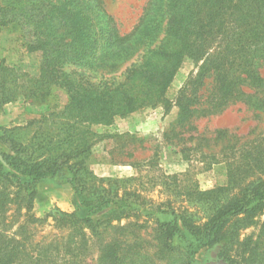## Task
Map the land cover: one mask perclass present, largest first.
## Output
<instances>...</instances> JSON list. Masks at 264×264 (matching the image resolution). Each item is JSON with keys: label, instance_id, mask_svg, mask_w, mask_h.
Instances as JSON below:
<instances>
[{"label": "rangeland", "instance_id": "rangeland-1", "mask_svg": "<svg viewBox=\"0 0 264 264\" xmlns=\"http://www.w3.org/2000/svg\"><path fill=\"white\" fill-rule=\"evenodd\" d=\"M222 1L221 17L224 19L216 22L214 35L209 40L202 36L186 37L185 46L179 48L182 60L175 58L179 63H175V73L165 90L164 103L141 108L109 123L77 122L69 118L65 109L69 102L66 91L59 84L49 85L39 79L41 54L29 49L31 39H34L33 26L23 24L22 27L23 19L18 24L0 25V69L5 68L0 70V83H3L0 91V119H3L0 123V163L7 167L2 154H11L9 147L13 143L22 146L41 143L45 151L38 150V154L62 156L59 162L65 161L59 173L36 184L30 213L25 210L18 216L12 213L8 222L15 219L16 223L7 234L10 235L19 223L23 224L25 236L22 237H25L24 246L28 250L35 243L40 250H49L53 244L65 241L69 229L57 221L63 214L74 211L69 181L75 173L88 186L99 184L100 180L104 184L108 180L116 181L112 189L119 197L128 194L127 206L123 209H129L131 214L121 218L107 216L97 227L96 234L85 227V245L65 256L63 253L58 258L51 255V262L106 264L100 263L101 254L116 240L112 247L114 260L109 264H264V208L246 222V227L238 231L234 241L227 246L220 243L199 249L189 234L190 227H202L242 188L243 177L253 178L259 172V163L264 160V87L258 94L262 97L260 112L251 110L243 102H236L215 115L193 117L188 123L178 124L186 116L181 107L190 96L205 58L219 53L229 61L234 56L240 60L243 55L264 58V0ZM50 2V9L57 15L77 9L89 18L90 25L99 29L115 25L121 32H129L140 23H145L150 31L153 25L160 23L162 27L169 23L174 28L175 15L184 3L183 0L176 4L175 0ZM238 15L242 16L240 22L246 32L239 43L231 40L233 35L230 34ZM10 17L8 15V19ZM32 19L33 16L30 24ZM68 23L73 25L71 21ZM52 24L55 26L57 22ZM220 28H226L227 33L223 34ZM23 29L32 30L31 35H23ZM57 30L55 28L54 32ZM108 39L102 35L100 40H93L83 54V62L88 63L93 56H104L106 62L113 61L120 46L109 48ZM230 44H242V49ZM154 45L151 42L147 49L152 51ZM107 47L106 53L101 52ZM60 50L61 54L65 52ZM75 52L68 50L64 54L72 57L70 54ZM133 57L125 54L120 70L127 68ZM259 65L257 73L264 78V61H259ZM207 82L210 91L212 78ZM250 91L253 93L256 89ZM7 98L10 100L3 103ZM12 106L16 107L10 109L17 115L14 122L5 114L6 108ZM219 129L228 130L230 142L224 140L214 146L210 140L215 137L213 132ZM245 155L250 156L248 163L242 159ZM130 202H133L131 206ZM115 209L106 208L92 219L98 221ZM24 213L30 215L31 220ZM48 214L51 216L46 217ZM169 223H176L178 229L170 239L158 229L160 224Z\"/></svg>", "mask_w": 264, "mask_h": 264}, {"label": "trees", "instance_id": "trees-1", "mask_svg": "<svg viewBox=\"0 0 264 264\" xmlns=\"http://www.w3.org/2000/svg\"><path fill=\"white\" fill-rule=\"evenodd\" d=\"M2 1L0 25L18 24V21L23 19L22 27L23 24L27 27L33 26L34 39H31L29 49L41 54L39 79L49 85L62 86L69 99L65 109L68 110L69 118L77 122L109 123L115 118L128 117L141 108L163 104L165 90L175 73V63H179L175 58L182 60L180 49L186 44L185 38L202 36L209 40L216 32V22L224 19L221 17L224 4L222 0H183L178 15H175L174 28L169 23L162 27L160 23L153 25L150 31L145 23H140L129 32H121L115 25L104 29L90 25L89 18L77 9H68L57 15L50 9V0H0ZM175 1L176 4L178 0ZM8 15H11L10 19ZM24 15L27 16L26 19ZM31 16L33 19L30 24ZM53 21L57 22L55 26ZM240 21L242 16H236L233 21L234 28L230 31L233 35L231 40L238 43L244 40L243 36L246 35ZM55 28L58 29L57 32H54ZM220 30L223 34L227 33L226 28ZM31 31L23 29L21 32L23 35H31ZM102 35L109 38V48L120 46L117 56L109 62L104 60V56H93L88 63H84L82 59L87 47L93 40H100ZM151 42L156 45L149 51L147 47ZM241 45L230 44L239 50L242 49ZM60 49L66 54L68 50L76 52L70 54L72 57H65L64 53L59 52ZM106 51L108 47L101 52ZM91 53L94 54L95 51ZM125 54L134 57L127 68L120 70ZM256 56L243 55L240 60L234 56L233 60L229 61L224 58L223 53H219L205 58L194 79L190 96L181 107L186 116L179 120L178 124L188 123L193 117L215 115L226 109L228 104L236 102H243L251 110L260 112L262 97L258 94L264 87V78L257 73V69L260 67L259 61H264V58ZM101 61L103 64L100 65ZM210 78L213 87L209 91L210 83L207 80ZM252 88L256 89L253 93L250 91ZM2 90L3 83H0V91ZM9 100L3 99V103ZM178 124L175 127H178ZM213 133L215 137L210 143L214 146L224 140L230 142L228 130L219 129ZM9 148L11 154H2L7 167L0 163V264H45V261L47 264H53L51 255L58 258L59 254L63 253L65 256L85 245V227L96 234L97 227L104 223L103 219L107 216L121 218L131 214L129 209H123L127 206L125 204L128 194L124 193L123 197H119L112 189L116 181L108 180L107 184H104L100 180L99 184L88 186L74 173L69 181L73 190L74 211L63 214L57 221L69 229L66 240L53 244L49 250H40L37 243L28 250L24 246L25 237H22L25 236L23 224L17 222V227L9 235L7 232L16 221L8 220L13 216L12 213L16 216L22 210L30 213L36 196V184L59 173L65 161L59 162L62 156L45 157L43 153L38 154V150L45 151L41 143L29 146L13 143ZM249 158L250 156L246 155L242 157L244 163H248ZM258 169L259 172L253 178L243 177L242 188L218 209L206 224L202 227H190L189 234L197 242V248L220 243L227 246L234 241L236 233L246 227V222L263 210L264 160L259 163ZM132 203L130 202V206ZM110 207L116 209L109 211L105 216L102 215L98 221L92 219L94 215ZM25 216L31 220L30 215ZM48 216L51 214L46 215ZM158 229L164 232L168 239L178 232L176 223L160 224ZM18 235L22 237L19 240L16 239ZM115 242L109 243L101 254L100 263L109 264L114 260L112 247Z\"/></svg>", "mask_w": 264, "mask_h": 264}, {"label": "crops", "instance_id": "crops-1", "mask_svg": "<svg viewBox=\"0 0 264 264\" xmlns=\"http://www.w3.org/2000/svg\"><path fill=\"white\" fill-rule=\"evenodd\" d=\"M7 109V111H6V115H7V119L9 120H11V121H15V120H17L16 118H17V115L15 114V113H13V112H11L10 111V109H16V107L15 106H12V107H7L6 108ZM11 115H13L14 117H11ZM3 121V119H0V123ZM3 125V124H2ZM3 126H5V125H3Z\"/></svg>", "mask_w": 264, "mask_h": 264}]
</instances>
